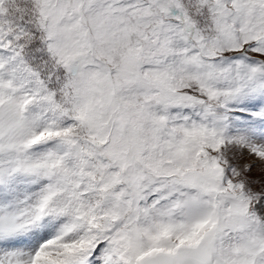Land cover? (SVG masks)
Here are the masks:
<instances>
[{
	"label": "snow or ice",
	"instance_id": "1",
	"mask_svg": "<svg viewBox=\"0 0 264 264\" xmlns=\"http://www.w3.org/2000/svg\"><path fill=\"white\" fill-rule=\"evenodd\" d=\"M0 264H264V0H0Z\"/></svg>",
	"mask_w": 264,
	"mask_h": 264
}]
</instances>
